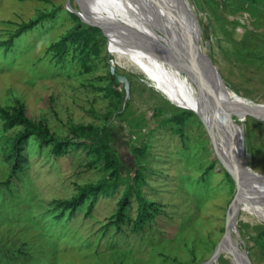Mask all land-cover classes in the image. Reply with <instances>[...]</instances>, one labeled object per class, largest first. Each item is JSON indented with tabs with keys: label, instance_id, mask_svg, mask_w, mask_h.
Here are the masks:
<instances>
[{
	"label": "rangeland",
	"instance_id": "374dc122",
	"mask_svg": "<svg viewBox=\"0 0 264 264\" xmlns=\"http://www.w3.org/2000/svg\"><path fill=\"white\" fill-rule=\"evenodd\" d=\"M170 2L179 27L190 38L197 20L199 53L221 89L264 103V0ZM70 7H77L75 0H0V105L11 110L20 102L30 119L42 121L60 139H71L68 152L60 157L52 154V145L30 141L23 171L3 184L11 163L2 144L22 126L6 129L0 119V250L6 249L15 264H203L213 259L232 264L218 246L235 184L214 156L207 128L196 115H180L184 110L161 93L153 79L125 67V59L118 60L109 50L101 29L105 40H99L98 54L88 59V70L75 45L59 60L50 45L76 24ZM50 11L52 18L13 37L8 49L1 45L21 23ZM111 65L129 77L124 111L109 117L112 149L124 162L121 181L111 195L98 197L89 215L88 202L72 213L59 201L109 173L103 160L81 144L91 141L88 136L73 138L70 128L102 126L108 112L120 105L114 93H122L123 87L111 84ZM174 115L183 116L182 136L180 125L166 121ZM238 119L232 121L242 129L252 171L264 176V111ZM134 148L145 152L136 158ZM138 168L146 181L139 191L160 211L148 205L147 214L154 216L134 229L139 203L130 188L127 219L118 229L109 220ZM236 222V236L251 264H264V247L256 240L264 218L240 209ZM2 251L0 264L10 263Z\"/></svg>",
	"mask_w": 264,
	"mask_h": 264
},
{
	"label": "bare ground",
	"instance_id": "6f19581e",
	"mask_svg": "<svg viewBox=\"0 0 264 264\" xmlns=\"http://www.w3.org/2000/svg\"><path fill=\"white\" fill-rule=\"evenodd\" d=\"M75 2L77 7L70 10L82 22L106 33L109 50L118 60L125 59V67L153 79L178 108L195 112L210 134L214 156L238 182V211L264 218V176L252 171L243 151L242 129L232 121L248 112L264 111V103L237 98L221 89L199 53L197 20L194 18V37L190 38L179 27L170 0ZM120 9L126 15L117 11ZM178 13L183 16L182 7ZM203 264L216 263L213 259Z\"/></svg>",
	"mask_w": 264,
	"mask_h": 264
},
{
	"label": "trees",
	"instance_id": "16d2710c",
	"mask_svg": "<svg viewBox=\"0 0 264 264\" xmlns=\"http://www.w3.org/2000/svg\"><path fill=\"white\" fill-rule=\"evenodd\" d=\"M257 0H251V2H255ZM54 11L43 12L39 14L36 19L30 20L26 23H21L16 31L13 33V36L1 43L6 49H8L12 42L13 37L20 36L25 31H28L34 28L39 22H42L48 18L53 17ZM76 24L72 26V28L65 33L57 42L50 45L51 49L55 52V56L59 57V60L63 57V55L67 52L68 48L71 45H75V49L79 50V58L83 66L86 70L89 69L87 66V61L91 55H97L99 52V40L104 41L105 36L101 32L99 27L91 26V25H83L78 22L76 16L71 14ZM108 77L113 86L119 85L114 78V75L110 74L108 70ZM125 91L123 92H115L116 98L121 100L119 106H117L116 110L113 112H108V119L106 118V123L102 126H93L90 124L87 125H72L70 128V132L73 138L86 137L91 140L89 143L81 142V144H85L88 146L90 151L94 154L95 159H102L105 165V168L109 170V173L106 177L99 179L95 183L85 184L79 187V191L73 197L59 201V205H62L65 209H70L72 213L75 211H81L86 206V202H88V206H86L87 215L93 209L94 203H96L98 197L100 195H111L121 181V171L124 168L123 160L116 154V152L112 149L111 139L112 135L109 131V117L112 115H120L122 114L123 104L122 101L125 100ZM184 116V114H189L195 116V114L187 109H184L180 115ZM174 115L170 116L166 119L169 123H175L180 125L178 128V132L183 135L184 129H182L183 116ZM0 119L3 121L4 128H11L14 126H22V130L15 132L14 136L7 137L4 143L2 144V149L5 154V157L11 163V171L8 179L3 184L9 185L10 179L14 177L18 172L23 171L24 163L26 160L25 154V146L30 141H38L40 145H52L51 152L56 157L64 156L68 152V148L70 146L71 139L67 138L60 139L53 132H49L50 130L42 121H34L30 119L25 114L24 106L17 102V105L14 106L11 110H8L4 106L0 105ZM134 156L139 157L144 154V149H136L134 148ZM136 157V158H137ZM143 169V167L141 168ZM227 176H230L227 172ZM133 184L131 187L126 189L123 193L122 197L117 202V208L115 213L112 215L109 223L115 225L118 229H120V225L124 220L127 219V209L130 207L131 203L129 201L130 188L135 192L137 197V201L139 203L138 213L134 220V229L140 228L142 224L146 222H150L152 219L151 213L147 214L146 210L148 205H156V213L160 211L159 205L156 202L150 200V202H146V199L142 196V192L139 191V187L142 185H146V181L144 179L143 173H141L140 168L134 171L132 176ZM85 205V206H84ZM151 215L150 217H147ZM57 219H60L61 215L55 216ZM259 246L264 247V228L260 230L258 237L256 238ZM0 250V254H1ZM19 254L24 255L22 250L18 249ZM3 257H7L10 259V263L12 262L9 253L5 249L4 253L2 251ZM1 260V256H0Z\"/></svg>",
	"mask_w": 264,
	"mask_h": 264
},
{
	"label": "water",
	"instance_id": "95a60500",
	"mask_svg": "<svg viewBox=\"0 0 264 264\" xmlns=\"http://www.w3.org/2000/svg\"><path fill=\"white\" fill-rule=\"evenodd\" d=\"M80 20L82 21L81 18H80ZM102 32L106 35V33L103 30H102ZM110 67H111V72H112L114 69V66L111 65ZM210 68L212 69V67H210ZM114 78H115V81L117 83H121V82L124 83L123 89L125 91L124 94L127 98L129 82L127 81L126 76L123 74H117V75H114ZM190 111H192V110H190ZM192 112L195 114L194 111H192ZM226 171L229 173V175L231 176V178L234 181L235 193L231 199V202H230L228 209H227V212H226L224 233L222 235V240L218 246L219 251L221 250V252L222 251L226 252L231 257L232 264H251L250 259L247 255V253L242 249L240 242H239V239L236 236V232H235L236 218H237L238 206H239V200H238L239 185H238V182H237L234 174L228 169H226Z\"/></svg>",
	"mask_w": 264,
	"mask_h": 264
},
{
	"label": "flooded vegetation",
	"instance_id": "af4514ba",
	"mask_svg": "<svg viewBox=\"0 0 264 264\" xmlns=\"http://www.w3.org/2000/svg\"><path fill=\"white\" fill-rule=\"evenodd\" d=\"M109 72H110V74H112V75L123 74V73H121V72L117 71L115 68H114V69H113V71L111 72V67H109ZM123 75H125V76H126V78H127V81L129 82V77H128L126 74H123ZM118 84L122 85V87H123V85H124V83H123V82H121V83H118ZM128 88H129V86H128Z\"/></svg>",
	"mask_w": 264,
	"mask_h": 264
}]
</instances>
